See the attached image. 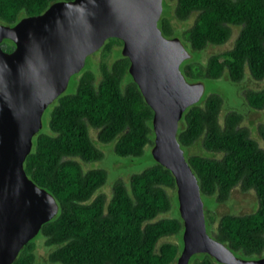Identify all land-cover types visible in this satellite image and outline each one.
<instances>
[{
	"label": "trees",
	"instance_id": "trees-1",
	"mask_svg": "<svg viewBox=\"0 0 264 264\" xmlns=\"http://www.w3.org/2000/svg\"><path fill=\"white\" fill-rule=\"evenodd\" d=\"M56 1L71 0H0V22L14 25L24 16L43 13ZM163 3L166 12L162 11L158 21L162 34L179 37L191 50L224 44L231 35V25L240 26L233 45L210 54L202 67H193L190 56L185 59L180 65L184 76L193 82L222 76L241 82L246 74L255 80L264 78V0ZM171 3L177 20L194 14L193 22L182 32L168 16ZM0 45L5 51L14 47L9 39ZM121 48L120 39L108 38L99 49L101 57L92 58L100 73L98 80L90 68L71 76L73 91L62 93L49 105L46 130L34 136L23 163L28 177L58 204L57 214L43 223L38 233L44 245L51 247L50 262L175 264L182 249L175 238L182 240L183 222L180 214L170 213L176 183L169 169L154 159L143 171L130 174L128 184L115 181L108 200L104 193L95 194L107 179L106 169L84 170L79 163V159L103 158L88 125L97 129L99 141L116 139L114 152L118 156H141L147 145H153V110L130 75L129 58ZM111 55L110 62L104 59ZM243 99L249 108L263 109L264 86L244 89ZM222 104L221 95L210 93L188 106L179 120L177 140L197 177L201 198L213 196L221 204L228 201L236 186L254 192L257 205L246 213L227 212L214 218L203 204L206 230L238 257H263L264 149L242 126L241 112L231 110L220 120ZM257 132L264 142V123L257 125ZM193 146L211 154L189 153ZM37 235L23 246L12 264H35ZM189 264L223 263L207 253H196Z\"/></svg>",
	"mask_w": 264,
	"mask_h": 264
},
{
	"label": "water",
	"instance_id": "water-1",
	"mask_svg": "<svg viewBox=\"0 0 264 264\" xmlns=\"http://www.w3.org/2000/svg\"><path fill=\"white\" fill-rule=\"evenodd\" d=\"M163 0L56 1L43 13L14 25L0 22V264H12L43 223L58 212L55 198L24 170L45 109L67 88L72 75L108 38L122 41L128 71L153 110V158L175 178L183 222L175 264L207 253L223 264H264V256L234 255L208 234L197 177L177 140L184 110L200 100L201 81L189 82L180 68L190 56L181 39L158 26Z\"/></svg>",
	"mask_w": 264,
	"mask_h": 264
},
{
	"label": "rangeland",
	"instance_id": "rangeland-1",
	"mask_svg": "<svg viewBox=\"0 0 264 264\" xmlns=\"http://www.w3.org/2000/svg\"><path fill=\"white\" fill-rule=\"evenodd\" d=\"M165 12L166 7L163 3V13ZM168 16L171 19V22L173 23L174 27L180 32L187 28L193 22L194 19V14H191L187 20H177L173 16L172 3L170 4V9L168 10ZM239 30V25H231V35L226 43L221 45H209L202 50H191L189 45L185 43V47L190 51L189 58L191 59L193 67H202L210 54L224 52L225 50L229 49L233 45ZM101 55L102 52L100 50H97L96 52L88 55V57L86 58L85 66L83 67V69H92L96 73L97 80L100 78V73L98 71L97 63L93 59H98L99 57H101ZM91 59L93 60L92 62L90 61ZM104 59L110 62L113 59V55H111L110 57H104ZM185 78L189 82L194 81L187 76H185ZM201 82L204 84V92L202 94V98H205L210 93H218L223 97V104L220 111V120H222L225 114L231 110H237L241 112L242 114H244L242 126L246 127L249 130L251 138H253L259 146L257 144L256 145L259 148L261 147L262 149H264V142L259 137L257 132V125L259 123H264V108L258 110L249 108L247 103L243 99L244 89L262 88L264 86V78L261 80H255L254 78H252L251 76L249 77L246 74V76L241 82H232L225 76L213 79L206 78L203 79ZM73 88V82L70 78L68 86L63 93L72 92ZM46 112L47 109L44 111L42 116L43 125L41 130L43 131L46 130ZM88 131L94 144L103 152V158L100 160H94L89 162H85L79 159V163L81 164L84 170L90 168H104L107 171V179L105 183L96 190L95 194L104 193L107 199L109 200L112 195V186L115 181L123 180L126 184H128L130 174L141 172L146 167L154 163V158L151 152L152 145H147L145 147L144 153L141 156L122 157L116 155L114 152V143L116 139L110 142H102L97 139V129L88 125ZM188 152H196L206 155L211 154L209 151H205L204 149H202L201 146L190 147ZM171 200L172 208L170 210V213H173L176 216L179 214V209L177 194L175 191L171 194ZM202 200L205 207L209 208L208 214L214 218H217L222 213L227 212H250L257 205V199L254 192L252 190L242 191L238 186L233 188L228 201L225 203L217 204L213 196H203ZM39 238H42L41 234L37 235V240L35 242V264H60L58 262L48 261L47 256L51 250V247L45 246L43 241ZM171 240L174 241V238H172ZM175 242L178 244L180 250L182 247L181 237L177 236L175 238ZM262 254L264 255V252Z\"/></svg>",
	"mask_w": 264,
	"mask_h": 264
},
{
	"label": "flooded vegetation",
	"instance_id": "flooded-vegetation-1",
	"mask_svg": "<svg viewBox=\"0 0 264 264\" xmlns=\"http://www.w3.org/2000/svg\"><path fill=\"white\" fill-rule=\"evenodd\" d=\"M13 48H14V47H13ZM87 57H88V56H87ZM87 57H86V58H87ZM55 100H56V99H55ZM55 100H54V101H55ZM52 103H53V102H52ZM52 103H51V104H52ZM51 104H49V105H51ZM48 107H49V106H48ZM46 109H47V108H46ZM46 109H45V110H46Z\"/></svg>",
	"mask_w": 264,
	"mask_h": 264
}]
</instances>
